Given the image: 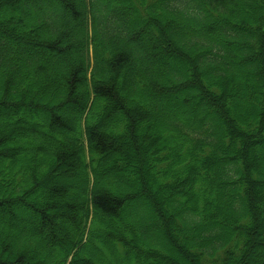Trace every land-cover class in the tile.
<instances>
[{"label":"trees","instance_id":"obj_1","mask_svg":"<svg viewBox=\"0 0 264 264\" xmlns=\"http://www.w3.org/2000/svg\"><path fill=\"white\" fill-rule=\"evenodd\" d=\"M0 264H264V0H0Z\"/></svg>","mask_w":264,"mask_h":264},{"label":"rangeland","instance_id":"obj_2","mask_svg":"<svg viewBox=\"0 0 264 264\" xmlns=\"http://www.w3.org/2000/svg\"><path fill=\"white\" fill-rule=\"evenodd\" d=\"M227 169H228V167H227ZM81 173H82V170L79 167H74V168H72V167H68V168L65 167L64 170H63L62 175H60L57 180H59L61 182H64V183H68L74 177L76 178L77 175H81ZM101 182H102V180H101ZM131 186L132 185H130V187ZM143 202H144V204H143ZM143 202L140 203V204H138V205L137 204H134L132 206V208H135V209L139 208L138 213L140 215L148 216V215L145 214V213H150V209H149V206H148L146 197L143 198ZM141 204L143 206H141ZM161 238H163V237H161Z\"/></svg>","mask_w":264,"mask_h":264}]
</instances>
